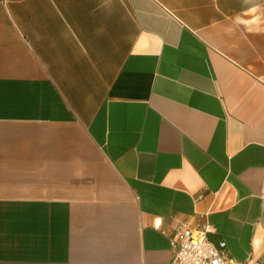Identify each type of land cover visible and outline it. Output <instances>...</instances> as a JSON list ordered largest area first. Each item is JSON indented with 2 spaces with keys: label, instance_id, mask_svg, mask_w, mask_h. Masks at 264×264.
<instances>
[{
  "label": "crops",
  "instance_id": "crops-1",
  "mask_svg": "<svg viewBox=\"0 0 264 264\" xmlns=\"http://www.w3.org/2000/svg\"><path fill=\"white\" fill-rule=\"evenodd\" d=\"M205 221L264 264V0H0V264H172Z\"/></svg>",
  "mask_w": 264,
  "mask_h": 264
},
{
  "label": "built area",
  "instance_id": "built-area-1",
  "mask_svg": "<svg viewBox=\"0 0 264 264\" xmlns=\"http://www.w3.org/2000/svg\"><path fill=\"white\" fill-rule=\"evenodd\" d=\"M163 219L157 218L154 223L160 229ZM214 233L213 226L205 222H183L174 228L170 237V246L174 253L172 264H233L226 245H218L210 238Z\"/></svg>",
  "mask_w": 264,
  "mask_h": 264
},
{
  "label": "trees",
  "instance_id": "trees-1",
  "mask_svg": "<svg viewBox=\"0 0 264 264\" xmlns=\"http://www.w3.org/2000/svg\"><path fill=\"white\" fill-rule=\"evenodd\" d=\"M221 242H223V241H218V242H216V243H217L218 245H220Z\"/></svg>",
  "mask_w": 264,
  "mask_h": 264
}]
</instances>
